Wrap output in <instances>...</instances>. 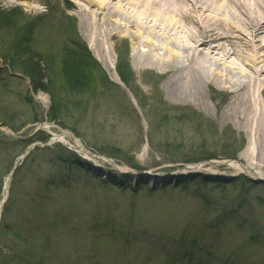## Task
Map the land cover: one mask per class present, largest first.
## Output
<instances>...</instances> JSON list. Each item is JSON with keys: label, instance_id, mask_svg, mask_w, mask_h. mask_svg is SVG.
Here are the masks:
<instances>
[{"label": "rangeland", "instance_id": "obj_1", "mask_svg": "<svg viewBox=\"0 0 264 264\" xmlns=\"http://www.w3.org/2000/svg\"><path fill=\"white\" fill-rule=\"evenodd\" d=\"M9 1L0 3V15L12 17L0 24V196L10 177L0 215V264H34L30 254L38 260L44 250V264H264V184L234 188L204 180L210 170L219 179L236 175L226 165L212 168L204 156L242 161L248 146L234 123L223 126L214 117L226 103L224 92L214 85L206 90L212 111L169 101L157 71L136 70L131 35L122 34L106 40L116 59L114 81L93 54L108 63L95 38L80 30L72 0ZM77 38L106 76L95 75L82 92L71 91L63 75L65 54ZM20 46L42 60L53 82L62 110L56 123L48 120L51 96L35 93L10 64ZM119 58L131 72L129 85L117 74ZM46 121L55 126L51 134L67 133L85 153L52 141ZM29 140L36 141L10 143ZM36 146L44 151L33 155ZM27 150V161L18 164ZM62 150L78 157L79 168L60 159ZM16 164L21 168L11 177ZM115 166L143 177H120ZM188 174L194 177L182 183Z\"/></svg>", "mask_w": 264, "mask_h": 264}, {"label": "bare ground", "instance_id": "obj_2", "mask_svg": "<svg viewBox=\"0 0 264 264\" xmlns=\"http://www.w3.org/2000/svg\"><path fill=\"white\" fill-rule=\"evenodd\" d=\"M72 1L68 3L80 17V30L93 35L96 48L108 63L93 54L113 74L114 81L118 82L116 59L106 40L131 35L132 64L138 71H157L169 101L194 103L212 111L205 92L212 85L221 89L227 100L220 112L215 108L213 114L221 125L234 123L246 135L248 146L239 160L264 161V0ZM0 3L11 4L9 0ZM43 95L39 99L45 102ZM45 125L48 130L55 127L47 121ZM56 137L85 153L80 142H72L67 133ZM242 161L208 159L212 168L226 165L238 175L264 180V162L253 165ZM115 167L120 177L137 178L131 169ZM9 182L10 178L6 179L7 189Z\"/></svg>", "mask_w": 264, "mask_h": 264}, {"label": "trees", "instance_id": "obj_3", "mask_svg": "<svg viewBox=\"0 0 264 264\" xmlns=\"http://www.w3.org/2000/svg\"><path fill=\"white\" fill-rule=\"evenodd\" d=\"M2 17V18H1ZM11 16H5V14L2 16L0 15V24H8L9 20H11ZM22 42L15 43V47H18V45H21ZM20 46L19 50L16 49L13 62H10V64L15 67L19 72L23 73L29 80L30 86L33 89V91L36 93L38 91L43 92L45 94H49L53 100V105L49 111L48 114V120L50 122L56 123L60 120V115L62 113L61 110V103L58 101L56 91H54L53 88V82L48 79L46 75L45 69L42 67V60H39L36 56L32 55L28 51L24 53L25 49L21 48ZM24 47V46H23ZM26 48V47H24ZM121 56V52L119 53ZM63 75L66 82V85L69 87V89L73 92L79 91L82 92L84 89L88 88L89 82L91 80H96L98 78H94L95 75H98L102 81H106V76L101 68V66L98 64V62L94 59V57L91 55L90 51L87 49V46L85 43L81 42L79 38L75 41L73 44V47L68 49V52L65 54V59L63 61ZM15 63V66L14 64ZM117 74L121 81L124 84H128L131 81V72L127 66V63L125 62V59L119 58V62L117 65ZM104 79V80H103ZM48 80V82H47ZM18 132V131H14ZM48 139V136L46 135L42 140L46 141ZM36 140H29L27 142L24 141H11L10 143L14 146H24L27 147L31 143L35 142ZM44 151L43 149L36 148L31 154L41 153ZM66 154H64V159L60 153V159L65 162V164L69 165L70 168L78 167L77 161L78 157L76 155L69 154L66 150H62ZM67 157V160H65ZM207 160L208 159H214L213 156H204ZM235 157V156H232ZM75 160V161H74ZM27 161V160H26ZM20 170V169H19ZM91 171V170H90ZM242 179V178H241ZM206 183H214L219 182L218 180L215 181H206ZM234 188L238 187L239 184H249L253 185L251 181H249L247 178L243 177V180L236 179L234 181H231ZM230 182V183H231ZM259 200H263V198H259ZM7 231V230H6ZM5 231V232H6ZM47 255V251L44 250L40 253V258L37 260L36 254H30L31 260L34 262V264H44L43 260L45 255ZM43 258V259H42ZM46 260V259H45ZM51 261V259H50Z\"/></svg>", "mask_w": 264, "mask_h": 264}, {"label": "water", "instance_id": "obj_4", "mask_svg": "<svg viewBox=\"0 0 264 264\" xmlns=\"http://www.w3.org/2000/svg\"><path fill=\"white\" fill-rule=\"evenodd\" d=\"M40 129H37L34 133L38 132ZM4 134L9 135V136H15L14 134L8 133L6 131H2Z\"/></svg>", "mask_w": 264, "mask_h": 264}]
</instances>
